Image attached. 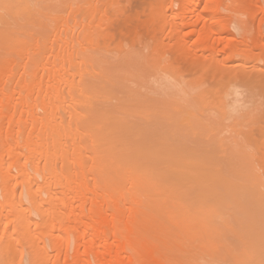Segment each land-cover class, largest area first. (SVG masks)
Listing matches in <instances>:
<instances>
[{
  "label": "bare ground",
  "instance_id": "obj_1",
  "mask_svg": "<svg viewBox=\"0 0 264 264\" xmlns=\"http://www.w3.org/2000/svg\"><path fill=\"white\" fill-rule=\"evenodd\" d=\"M72 1L0 2V264H264L263 0Z\"/></svg>",
  "mask_w": 264,
  "mask_h": 264
},
{
  "label": "rangeland",
  "instance_id": "obj_2",
  "mask_svg": "<svg viewBox=\"0 0 264 264\" xmlns=\"http://www.w3.org/2000/svg\"><path fill=\"white\" fill-rule=\"evenodd\" d=\"M36 1H45V2H49V1H51V0H0V2H11V3H18V4H20V3H22V2H36ZM72 1V0H71ZM82 2V0H73L72 2ZM84 1V0H83ZM102 1H109V0H102ZM111 1H113V0H111ZM116 1V0H115ZM121 3H120V2ZM125 0H117L116 2H117V8H120V9H122V10H124L125 9V7L124 6H126V4H125V2H124ZM138 1V0H137ZM141 1H147V0H139V2H141ZM256 0H251V2L252 3H254ZM110 2V1H109ZM123 2V3H122ZM263 3H264V0H263ZM124 4V5H123ZM144 4L143 3H140V4H133V6L132 7H126V9H128V12H129V10L131 9V10H133L132 11V13L133 12H135V11H138V12H143V11H145L144 10V6H143ZM135 6V7H134ZM126 9L124 10V11H126ZM130 10V11H131ZM241 10V9H240ZM243 14V15H242ZM264 15V12H263V9H261V10H259L258 11V13H257V17L255 18V20H254V22L253 23H251V24H249L250 26H249V29L247 30V33H246V36H247V38L250 40V45H254V41H255V38H256V36L258 35V31H260L261 29V34L259 35V37H258V41H257V45H255V53H261V55H264V52H262V42H264V23L263 24H260V18L262 17ZM236 17H237V19L239 20V21H241V20H246V14H244L243 12H239L237 15H235ZM167 20H169V19H167ZM195 19H193V21H194ZM167 22V21H166ZM72 23V22H71ZM70 23V24H71ZM163 23V22H162ZM161 23V24H162ZM201 22H199L198 23V26H197V29H195V30H199L200 28H201ZM163 25V24H162ZM252 25V26H251ZM130 26V25H129ZM261 27V28H260ZM29 29H30V26L28 27ZM168 28V29H167ZM169 26L168 25H166L165 27H164V29H165V37H164V39H166L167 38V34L169 33ZM190 29V28H189ZM260 29V30H259ZM126 31V29L124 28V30H123V33ZM197 31H195L194 33H191V40H195L197 37H198V33H197ZM167 32V33H166ZM119 31H118V29H117V37L119 38ZM125 33H127V32H125ZM240 33V31H238V34ZM119 35V36H118ZM123 36H124V34H123ZM241 35L239 34V38H238V41L236 42L237 44H240V41H241V37H240ZM29 37V36H28ZM28 37H27V40H28ZM125 37V36H124ZM150 38V37H149ZM239 42V43H238ZM35 43L36 42H34V41H29L28 40V44H31V45H35ZM41 43V42H40ZM39 44V43H38ZM31 45H28V50H32L35 46H31ZM156 51V50H155ZM156 53H160V49L159 50H157L156 51ZM167 53V52H166ZM32 54V51L31 52H29V55H31ZM28 55V54H27ZM167 55L168 56H170V55H172V52L170 51L169 53H167ZM166 58H168L167 56H166ZM181 61H183V60H181ZM179 62V64L180 63H182V62ZM188 63H190V62H188ZM261 63H263V62H261ZM179 64H177L178 65V69H179V67H180V72L177 70V72H179V74L180 73H182L181 75L183 76H185V77H188L189 79H190V75H192V73L191 72H189V68H190V66H187V62H184V64L182 63V65H179ZM186 65V66H185ZM189 65V64H188ZM182 67V68H181ZM187 67V68H186ZM181 70H183V71H181ZM191 70V69H190ZM192 71V70H191ZM184 77V78H185ZM182 78V77H181ZM184 80V79H183ZM62 237H64L63 235H62ZM54 251V250H53ZM52 250H50V254H54L55 253V251L53 252ZM53 252V253H52ZM17 264H18V262H17Z\"/></svg>",
  "mask_w": 264,
  "mask_h": 264
}]
</instances>
